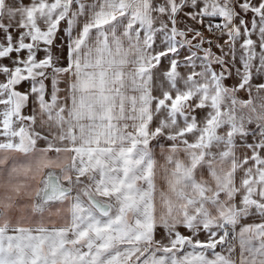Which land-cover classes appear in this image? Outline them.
Returning <instances> with one entry per match:
<instances>
[{
	"label": "snow or ice",
	"instance_id": "obj_1",
	"mask_svg": "<svg viewBox=\"0 0 264 264\" xmlns=\"http://www.w3.org/2000/svg\"><path fill=\"white\" fill-rule=\"evenodd\" d=\"M0 264H264V0H0Z\"/></svg>",
	"mask_w": 264,
	"mask_h": 264
}]
</instances>
